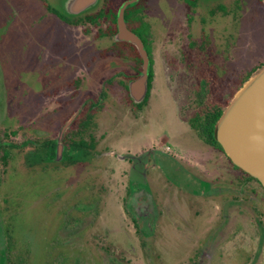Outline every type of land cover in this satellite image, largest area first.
Instances as JSON below:
<instances>
[{
	"label": "rangeland",
	"instance_id": "rangeland-1",
	"mask_svg": "<svg viewBox=\"0 0 264 264\" xmlns=\"http://www.w3.org/2000/svg\"><path fill=\"white\" fill-rule=\"evenodd\" d=\"M64 1L44 0L49 8L62 10ZM102 1L98 0L97 5L83 15L99 10ZM119 1L111 0L112 8ZM151 2L156 17L172 18L174 4L171 5L170 0ZM45 3L41 0H0V143L8 146L26 143L24 147L9 149L10 159L0 162V254L10 247L3 242L4 234L8 240L14 237V247L25 255V264H52L54 247L64 257L78 256L79 264H177V257L160 256L167 241L177 239V233L173 232L176 226L174 229L167 226L171 227L167 237L163 234L151 238L136 234L130 224L125 210L129 203V194H125L130 170L127 159L136 151L138 155L154 147L153 144L159 145L158 138L164 139L165 146L174 155L181 149L186 157L200 152L202 143L185 124L177 121L176 106L181 107L180 118L187 121L190 115L182 112L183 105L186 111H192L191 115L201 116L213 102L210 98L201 103L193 99L198 79L177 60L175 49L170 51L176 55L169 57L167 47L161 44L165 29L155 22L151 94L141 111H132V99L125 96L124 85L117 84L120 76L115 75L121 70L131 72V51L115 45L120 43L115 35H100L108 21L100 19L94 27L84 25L86 30L82 26L68 27L52 18L49 12L41 16L46 9ZM138 3L146 8L142 0ZM198 9L205 10L200 6ZM244 14V18L239 19V13H235L233 23L228 25H234L233 55L245 54L249 61L221 64L217 67L221 79L202 82L206 91H216L213 95L223 109L249 76L264 67V16L258 15L254 8H248ZM251 17L255 22L247 24ZM167 57L174 61L172 67L166 65ZM205 67L201 64L198 68ZM108 78L112 81L107 85ZM120 79L126 84L127 79ZM103 84L105 86L101 87ZM101 88L105 97L97 108L89 109V114L96 116L95 124L91 120L94 127L91 134L96 139L92 150L95 156L91 153L88 162L71 168L59 165V171L48 164L41 167L32 162L34 165H28L24 157L34 149L30 144L35 140L36 125H41L39 113L58 107L69 112V117L74 111L70 117L72 124L86 107L100 100L97 93ZM171 94L185 96L177 100ZM71 106L72 111H68ZM198 108L201 111H197ZM41 121L44 130L51 132L52 124L43 118ZM74 126L75 123L69 130L76 129ZM66 128L59 133V138ZM166 134L169 142L163 137ZM142 158L134 159L141 170L145 165ZM166 159L156 158V168L147 174L150 191L155 198L164 201L165 193L173 196L177 190L172 185L182 181ZM197 190L179 191L175 198L178 202L188 201ZM249 190L247 227L242 229L239 225L213 257H205V264H264V193L255 182L249 184ZM214 199L212 197L211 201ZM169 202L175 203L173 197ZM193 205L200 206H190ZM183 213L196 228L205 227L210 220L206 207L198 217L186 208ZM68 219L72 220L73 227H65ZM208 227L214 231L216 223ZM191 239L189 253L182 261L184 264L196 263L189 258L196 250V243Z\"/></svg>",
	"mask_w": 264,
	"mask_h": 264
},
{
	"label": "flooded vegetation",
	"instance_id": "flooded-vegetation-1",
	"mask_svg": "<svg viewBox=\"0 0 264 264\" xmlns=\"http://www.w3.org/2000/svg\"><path fill=\"white\" fill-rule=\"evenodd\" d=\"M170 1L171 5L172 3L174 4L172 18H159L158 15L156 17L154 14L153 2L150 3V0H145L144 7L146 6V8H143L141 18L146 25V41L144 42L135 32L134 33L141 39L149 60L146 82L147 91L140 102H135L131 98L132 101L130 104H134L131 109L135 112L141 111L151 94L154 74L152 44H155L153 38V24L155 22L160 23L161 28L165 29V39L164 41L161 40V42L163 41L161 44L167 47L166 49L169 51V57L172 58L173 54L176 55L170 51L175 49L179 56H177V60H181L184 63L185 69L191 73V76L198 79V89L193 91L192 94L195 97L193 99H195L196 102L201 103L202 100L210 98L213 105L207 107L208 109L201 116L194 113L191 115L192 111H186V106L183 105L182 112L185 115H187L188 112L190 115H187V121L180 118L179 110L181 107L176 106L175 117L177 118V121L185 124L186 127L193 132L194 136L202 143L203 150L200 152H194L192 156L186 157L184 155L186 154L185 151H182L181 149L178 154L174 155L170 149L165 146L163 138H158L161 142L159 145L153 144L155 145L154 147L146 149V151H142V153H139L138 155L137 151H133L135 152L134 155L127 159V162L130 164V170L128 174V186L125 188V194H129V203L125 210L129 215L128 218L130 224L136 234L145 235L151 238L163 234L166 236L169 232L168 230H171V227L167 226H172L173 229L176 226L173 232L177 233V239L173 238L168 240L165 248L161 249L162 254L160 256L167 259L177 257V264H184L182 261H184L185 256L189 253L188 248L189 245H191L189 242L191 238H189V236L192 235L193 238L191 240L196 243V250L193 255H189V258H192L193 262H196L195 264H205V257H213L216 254L217 248L224 243L227 238L232 236L239 225H241L242 229L247 227L248 222L245 218L248 217L249 214V203L251 199L249 184L255 182L259 187H261V185L257 180L250 177L231 162L220 144L216 141L214 130L209 133L204 129L205 123L200 120L208 117V115L216 111L219 106L217 105L218 99H215L216 96L213 95L216 91L212 92L202 89V82L211 79H221L222 74L219 77L220 74L218 73L219 71L217 68L221 64L227 65L233 63L234 60L236 62H241V64H245L249 61V58L245 54H241V56L233 55L234 46H232V33L234 32V25H228V23H233L235 13H239V19L244 18V12H246L248 8H254L258 15L261 14L264 16V0ZM199 6L202 8L204 7L205 10L199 11ZM45 8L44 14L41 15L42 17L49 12V14H53L50 15L52 18H55L58 22L68 27H84V25L87 24L92 26V24L85 19L87 18L85 17L86 15L80 14L77 16H69L66 14L65 10H62V8L51 9L47 5ZM60 15L70 20L80 18L82 23L78 25L68 24L66 20L60 17ZM254 20V17L249 18L247 24L254 23ZM217 23L221 24V26L218 27ZM193 25H195L194 28H192ZM94 26L95 25H93V27ZM249 27L251 26L247 25V28ZM190 28H192V32L189 31ZM86 29L87 27H84V30ZM122 42L124 41H121L120 43ZM132 46L137 51V48L134 45ZM131 62L133 65L131 72L121 70L115 74L120 76L117 84L121 87L124 85L123 88L126 92L125 96L128 95L129 97H131L129 83L140 77L143 64L141 59V63L139 64L140 70H138L136 62L133 59ZM166 62L168 67H172L174 63V61L168 57ZM201 64L206 65V67L203 69L198 68ZM195 70L197 71V74L195 73ZM150 72L152 73L151 80H149ZM121 77H123V80L127 79L126 84H123L122 79H120ZM111 81V78L106 79V84L108 85ZM104 86L105 84L101 85V87ZM168 91L169 90H166V92ZM105 95L104 90L101 88L97 93L100 100L94 102L90 107H86L85 112H82L80 115L78 114L75 118L77 121L74 119L75 122H72V124L65 129L64 133L62 132V138H59V133L67 125L70 117L75 114V112L72 111L73 106L67 108L68 111H72V115L69 117H67L69 112L67 113L58 107H55L52 110L47 109L46 112L41 111L39 113V121L41 125H36L35 140L31 144L29 143L31 146H34V149L25 153L26 155L24 158L26 162H28L27 164L31 165L33 164L32 162H34L36 166L41 167L48 164L54 171H59V165H62L65 168H71L75 164L88 162L90 160V154L96 146V139L91 134L94 128L91 120L93 119V124H95L96 116L94 115L93 117L89 114V109L97 108V106L100 105L101 98L105 97ZM171 96L172 98L179 100L184 98L185 95L171 94ZM174 102L177 103L178 101L174 100ZM197 111H201V109L198 108ZM42 118L52 124V126L50 125L51 132L48 133V131L44 130L45 128H43L41 121ZM73 123H75L74 127H76V129L69 130ZM55 128L57 132L54 130ZM163 137L166 141H170L167 134L163 135ZM6 144L0 143V146L5 145L6 149L4 150L7 151V159H10L9 149L24 147L26 145V143L22 146L15 144H9L8 146ZM163 144L164 146L162 147ZM59 146L61 147L60 150ZM93 155L92 157L95 156ZM141 156H143L142 159L145 161V170L139 168L137 161L134 164V159H138ZM160 156L167 158L166 161L171 166L172 170L178 173L182 178L180 183L174 185L171 184L177 188L178 191H174L173 196L165 193V201L163 198H155L154 193L150 191L147 182V174L150 170L156 168L155 159ZM142 159L140 160V163L142 162ZM192 189H198V192L195 194L193 193L191 195L192 198L188 201L184 199L181 202H178L179 199L175 198L179 191L190 193ZM262 190L264 193L263 188ZM168 197H173L175 203L171 204ZM212 197L215 198L214 201H211ZM192 204H200V206H190ZM204 207L208 208L210 215V220L207 221L208 224L205 227L200 228H196V226L193 225L191 226L190 219L185 218L183 210L186 208L190 214L198 217ZM214 222L216 223V227L214 231H211L212 229L211 227H208V225ZM4 223H6V220ZM65 224V227L67 225L73 227L71 219H68V223L65 222ZM201 235H204L205 237L203 238ZM2 238L3 242H5L6 245H10V247L7 248L6 252L3 251L0 254V264H25V255L14 247V237H12L11 240H8L5 238L4 234H2ZM56 243L57 240L55 244ZM78 258V256L72 257V255L64 257L58 252V249L56 250V247L52 249V264H65L67 261H70V264H79L80 260Z\"/></svg>",
	"mask_w": 264,
	"mask_h": 264
},
{
	"label": "water",
	"instance_id": "water-1",
	"mask_svg": "<svg viewBox=\"0 0 264 264\" xmlns=\"http://www.w3.org/2000/svg\"><path fill=\"white\" fill-rule=\"evenodd\" d=\"M138 1L126 0L120 6L115 36L116 41L134 45L143 61L140 77L129 83L130 95L135 102H140L146 94L149 60L141 39L127 28L124 12ZM97 3L98 0H65L63 8L69 16H77L91 10ZM214 135L231 162L264 189V67L235 92L216 121Z\"/></svg>",
	"mask_w": 264,
	"mask_h": 264
},
{
	"label": "trees",
	"instance_id": "trees-1",
	"mask_svg": "<svg viewBox=\"0 0 264 264\" xmlns=\"http://www.w3.org/2000/svg\"><path fill=\"white\" fill-rule=\"evenodd\" d=\"M43 3L44 0H41ZM108 1V2H107ZM124 0L119 1L114 8L111 6V0H103V6L99 8L96 12L92 14H87L85 19H87L92 25H97L98 20L100 19H105L108 21V25L104 31L100 34L101 36L104 37H111L116 34L117 32V7H119ZM145 2V0H142V3ZM143 6L140 5V3L136 5H132L126 8L124 12V20L126 22L127 27L135 32L144 42L146 41L145 39V34H146V25L142 21L141 14H142ZM58 13V12H57ZM59 14V13H58ZM61 18L66 20L68 24L72 25H78L82 23V20L80 18H75V19H67L63 16L60 15ZM119 45L120 47H125L131 51V58L136 62V67L138 70H140L139 64L141 63V58L139 57L137 51L135 48L126 42L122 43H115V45ZM251 76V75H250ZM249 76V77H250ZM152 73L150 72V77L149 80H151ZM150 86V83H149ZM206 85H202V89L206 90ZM209 89V88H208ZM129 98V97H128ZM130 100V99H129ZM223 111V108L218 107L216 111H214L212 114H209L208 117L204 118L203 120H200L201 122L205 123L204 129L208 131L209 133L213 132L215 128V124L217 119L220 117L221 113ZM5 145L0 146V162L6 163L7 160V151H5Z\"/></svg>",
	"mask_w": 264,
	"mask_h": 264
}]
</instances>
